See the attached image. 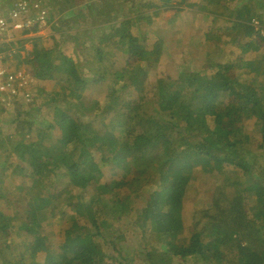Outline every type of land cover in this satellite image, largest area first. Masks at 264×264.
<instances>
[{
	"label": "trees",
	"instance_id": "1",
	"mask_svg": "<svg viewBox=\"0 0 264 264\" xmlns=\"http://www.w3.org/2000/svg\"><path fill=\"white\" fill-rule=\"evenodd\" d=\"M46 1H28L38 3L46 11V28L55 20L57 25H64L76 15L74 21L83 23L82 27L76 25L81 30L90 18L94 20L89 23L91 26L100 21L129 18L137 10L141 15H149L147 23L153 24V16L171 13L181 17L180 6L187 4V0H119L111 10L113 13L95 17L87 4L64 13L61 6L53 9L62 0ZM199 2L203 8H218L226 13L222 18L201 15L215 26L223 27L231 20L248 16L243 23L235 24L234 40L225 39L228 31L223 28L222 34L209 35L214 48L181 62H190L188 67L192 69L188 70L191 80L185 82L178 81L184 71L173 70L174 76L166 72L170 62L175 64L178 60L174 49L171 52L168 48L171 36L167 38L159 32V41L153 44L129 32L125 23L121 27L113 24L117 32L108 35L98 33L95 27L85 30L90 35L80 30L68 32L66 37L78 39L83 35L87 39L84 45L74 41L75 49L81 51L83 66L75 64V49L51 48L57 41L51 47L40 42L36 44L37 52L20 59L19 52L29 41L23 38L31 31L16 33L20 39L11 45L16 48L13 54L17 63L9 60L11 69L23 67L32 75L34 90L46 79L55 80L62 90L66 89L61 84L73 81V89L69 90L78 96L81 108L70 111L54 107L60 132L57 136L50 125L23 128L24 134L44 132L45 143L40 138L27 148L24 143L31 141L18 140V131L12 133L16 146H24L22 159L27 163L24 177H18L14 184L18 199L29 210L31 200L41 199L44 189L52 201L41 221L36 219V211L23 213L25 218L18 227V254H11L13 264H163L175 260L183 263L189 257L199 259L197 264H264V0ZM146 4L148 7H144ZM239 4L242 5L238 8ZM175 5L179 7L173 8ZM73 6L68 4L67 8ZM252 10L257 12L251 13ZM182 19L176 18L177 27L186 17ZM257 23L260 29L253 27ZM122 29L125 32L121 33ZM250 40L257 41V45L253 46V41L245 45ZM224 45L227 46L219 51ZM198 58L209 64L205 76L197 69ZM88 74L91 78L84 79ZM219 82L225 86L216 84ZM153 90L158 98L154 112L138 109L139 112L127 100L116 101L118 92L140 94L143 99L144 94ZM222 100L227 104L223 109L219 106ZM57 101L56 97L45 95L38 106L35 98L28 103L19 99L13 103L15 119L22 122L20 116L27 117L30 109L38 111L49 104H59ZM179 109L187 131L158 116V111L176 116L173 112ZM148 112H153L152 117ZM110 133L118 135L117 139ZM97 144L100 154H93L91 150ZM126 162L131 170L134 165L139 169L140 173L133 172L139 177H129L124 171L122 179L114 181L113 175L120 172L119 165ZM160 162L162 185L149 194V184L142 182L149 180L150 169ZM255 168L258 175L253 173ZM225 172H229V177ZM181 173L182 181L173 183L175 174ZM55 182V186L50 185ZM126 186H140L141 190L123 199H117V194L111 197L113 189ZM5 191L9 193V184L0 189L1 198ZM146 193L149 201L143 208H133L132 197L140 199ZM198 197L201 204L195 206ZM132 214L137 215V220L129 225L146 224L153 234L166 236L169 250L145 251L150 249L148 245L142 251L134 246L131 253L118 249L116 243L122 235L117 223L126 216L132 218ZM54 221L57 228L51 225ZM41 224L48 226L39 231ZM89 224L94 232L89 230ZM100 235L101 240L97 239ZM144 236L141 234L138 239L143 241ZM25 242L30 244L29 250L24 247Z\"/></svg>",
	"mask_w": 264,
	"mask_h": 264
},
{
	"label": "rangeland",
	"instance_id": "2",
	"mask_svg": "<svg viewBox=\"0 0 264 264\" xmlns=\"http://www.w3.org/2000/svg\"><path fill=\"white\" fill-rule=\"evenodd\" d=\"M30 1V0H27ZM51 0H47L46 3L50 2ZM119 0H62L59 4H55V7L53 9H57L58 6H61L62 9H64V13L74 11L76 7H79L81 5H86L91 8V11L95 12V17H98L100 14L102 15H108L113 13L111 11L114 8V4L117 3ZM140 3H143V0H135ZM236 1V0H234ZM258 1V0H257ZM136 2V3H138ZM135 3V4H136ZM153 3H157V1L154 0ZM186 5L180 6L182 7L183 13L182 16L179 17L177 14L173 15L171 13H167L165 16L157 17L153 16V24H148L147 16L144 13L143 15L138 13V10L132 13V16L126 19H114L112 21H105L103 23L97 22L94 25L90 26V22L94 20L90 18L88 20L87 26L85 29L81 30V28H76V25L79 23H76L74 20L76 18V15L73 17H69V20L66 21L64 25H57L55 22H58V20H55V22H52L51 25L48 26V28L42 29L40 33L37 32H31L28 36L24 37V39H29V41L23 45L22 50H20V59L23 57H26L29 53L37 52V45L41 42L42 45L46 44L49 47L50 45H53L54 42H58V44L52 46L51 48L56 49L58 51L62 50H71L73 51L76 48V44L74 41L80 42L82 45L85 44L84 36L81 35L78 39L71 37H66L65 34L68 32H89L85 31L87 29H92L90 27H95L98 30V33H102L104 35L112 34L113 31L117 30L114 28L113 24L119 25L121 27L122 23H125L127 27H129V32H134L138 37L144 38L147 44H153L157 41H159V36L156 35V32H159L162 34H165L167 38H170L171 36V42L168 44L169 47L172 50L174 49V53H176V58L178 60V63L180 66H178V63L170 64L167 66V73H169V76H174L172 71L178 70L180 72L184 71L183 75L179 77L180 82H185L187 80H191L190 75L188 74V70L192 71V69L189 66L190 62H187V65H182V61H189V59L192 57H198V54L204 53L205 50H209V47L214 48L211 44V41L209 40V35L212 34H222L223 28L224 30H227V35L225 37L226 40H229V38H232L233 40L236 38V35L234 34V26L236 23L241 22L243 23L244 20L247 18L248 14H245L242 19L238 20H231L227 24H223L222 26H215L213 23L209 21L207 17L201 16V15H210L214 17H224L226 16V13L223 12L221 9L218 10V8H203L201 7V3L199 0H187ZM68 4H73L74 6L72 8H67ZM134 4V5H135ZM242 4L238 5V8ZM136 6V5H135ZM147 4L144 6L146 7ZM148 7V6H147ZM173 7V6H171ZM179 7L178 5H175L173 8ZM144 9V8H141ZM257 12L256 10H252L251 13ZM74 14H80L83 15L82 12L77 13L74 12ZM62 15V14H61ZM59 15V16H61ZM170 16V17H169ZM165 17L168 21L165 20ZM178 17V20H184L182 17H186L185 21H180L179 24L181 27H177L176 23L178 20L176 18ZM115 18H117V15H115ZM163 18V19H161ZM235 18V16L233 17ZM137 24V26H135ZM80 27H82L83 23L79 24ZM260 23L253 25L255 29L259 28ZM47 26V25H46ZM185 29L187 31H185ZM191 29V30H190ZM125 32V29H122L121 33ZM261 32V31H260ZM261 34L264 36V28L262 29ZM18 35V34H16ZM90 35V32H89ZM204 35V37H202ZM74 37V36H72ZM115 41V39H114ZM253 40H250L246 42L245 45H249ZM253 46L257 45V41H253ZM227 45H224L223 47H220L219 51H222L224 47ZM16 48L13 47V53ZM81 51L77 48L74 51L73 59L75 60L76 66H83L82 60H81ZM104 57L106 55L104 54ZM58 57H54V60H56ZM185 61V62H186ZM191 61V60H190ZM10 62L17 63V61L14 58V54H12V57L10 58ZM196 65L198 66L197 69L199 74L202 76H205L204 70L209 68V64L207 60H201L198 58V61L196 62ZM166 69V68H165ZM153 70V68H152ZM80 75H82L81 71L78 72ZM261 76V75H260ZM193 77V76H192ZM84 79H90L91 75H86V77H83ZM126 82V80H125ZM124 82V83H125ZM145 84L148 86L150 83L145 82ZM221 84V86H225L224 83H216ZM65 85L66 90H62L57 84L55 80L46 79L45 81H42L40 85L38 86V100L36 101V104H42L43 103V97L45 95H48L49 97H56L58 100L57 102L59 104H49L48 107L44 106L40 110L37 111L36 108H32L28 111V116H20V120H23L22 122L15 119V108L16 106L13 105L8 108H3L0 111V189L2 187H8L9 184V193L8 191L4 192L1 198L0 194V264H13L14 260L11 254H18V227L21 224V220L25 218L23 213H26L28 211H36L37 216L36 219L41 221L42 215L45 212L46 206L49 205V207L52 206L51 199L48 195V193H45L44 189L42 190V197L39 200H31V205L29 206V210H26L25 207H23V201L18 199L17 194L14 192L15 186L14 184L17 182L16 179L18 177L23 178L24 174L27 172V163L23 161L22 155L25 152V148L21 143H18L16 146L15 137L12 135V133L15 131H18L20 134L18 136V140H30V143L25 142L24 145L27 148H30L32 144H34V141H38V139H42V143L46 142V138H43V136H46L44 132L38 133L37 131L33 132L32 134H24L22 133L23 128H28L29 126H33L34 128L40 127L43 128L45 126H52L53 134L54 136H57L59 132V126L56 124L54 114V107L55 108H67L70 111H76L77 108H81L80 102L78 101V96L73 93V81H69L67 84H61ZM103 84V89H104ZM209 85H215V84H209ZM149 89V88H148ZM154 89V88H153ZM104 92V91H103ZM127 93L126 91L118 92L116 101L117 103L128 101L131 108H137L141 110L149 109L151 111H155L158 109L156 105V100L158 99L155 95V90H153L152 93H146L144 94V98L141 99L140 94H134V93ZM228 93V92H227ZM134 94V95H133ZM80 98L81 95L79 94ZM229 99L231 100L232 97L229 96ZM152 100V101H148ZM86 102V101H85ZM225 101L222 100L219 103V106L223 109L227 106V104L224 103ZM41 106V105H40ZM179 110H175L173 113L176 114V116H170L166 112L158 111V116L164 120H170L173 123L177 124L178 126H181L182 129L187 131L188 129L185 128V123L183 121L182 114L178 113ZM186 111L185 109H183ZM139 111V110H138ZM140 112V111H139ZM153 112H148V116L152 117ZM135 121H133L134 123ZM21 123H24V126H22ZM136 126V125H135ZM26 131V130H25ZM106 132H108L106 130ZM114 138L117 139L116 136L110 133ZM88 136H91L88 134ZM183 139V137H181ZM239 141L236 142V147L239 148ZM97 147H99V144H97L91 151H93V154H100L97 151ZM54 161L57 162L56 154L53 153ZM20 166V167H19ZM119 174H114V181L121 180L122 179V172H126L129 177H136L138 178L139 175H134L133 172H139V169H135L136 166L134 165L132 167V170L130 168V165L128 162L121 163L119 165ZM162 163H158L155 166H152L150 169L151 172L147 174V177L149 178L148 181L142 182L149 184L147 187V192L150 194L154 190H160L161 183V168ZM256 168L253 170V173L255 175H258L257 171H255ZM181 171V170H180ZM228 171V170H227ZM60 173V171H59ZM181 174H175V176L172 178L173 183H177L181 180ZM206 176V175H203ZM225 176L229 177V172H225ZM264 181V178H262ZM31 180V179H30ZM99 181L102 182L101 178H99ZM99 182V183H100ZM52 186L56 185L55 183L50 184ZM172 185V184H170ZM140 187V186H139ZM139 187L135 188L134 186H126L125 188L121 189H113L111 194L113 197L117 194V199H123L126 195H134L137 193V191L141 190ZM195 190V189H191ZM192 193V191H190ZM142 193L144 195V190H142ZM94 195L96 196V192H94ZM136 196V195H135ZM133 196V203L132 207L138 210H141L143 208V205L149 201V195H146L144 197H140V199H136V197ZM193 198V196H190ZM7 198V200H3ZM144 198V199H143ZM196 205L199 206L201 204V199L198 197L195 199ZM50 209V208H49ZM137 220V215L132 214V218L129 216H126V218H123V220H119L117 225L119 226L120 234L122 235L121 241H118L116 243V247L120 250H127L129 253L133 252L135 249L134 246H137L140 251L148 245L150 249H145V251H154V252H163L169 250L168 245V238L166 236H162L161 234H153L151 231V227H149L146 224H134V226L129 225L130 222H133ZM113 224V221H111ZM54 228H57L56 222L54 221L52 224ZM48 225L41 224L38 227V230L41 231L44 230L45 227ZM89 230L94 232L93 225L89 224ZM55 233V229L53 230V233L51 236ZM46 234V233H44ZM141 234H145L143 241L139 240ZM43 236V235H42ZM103 235L98 237L97 239H102ZM104 240H108V237L104 236ZM11 245L12 248L8 249L7 246ZM24 247L29 250L30 244L28 242L24 243ZM12 251V252H11ZM15 252V253H13ZM50 252H52V249L50 248ZM171 256V255H168ZM56 259V258H55ZM16 260L18 261V257L16 255ZM57 260V259H56ZM175 260V259H173ZM199 259L196 258H187L184 259L183 263L181 261L175 260L172 263L165 262L163 264H197ZM226 264V263H225Z\"/></svg>",
	"mask_w": 264,
	"mask_h": 264
},
{
	"label": "built area",
	"instance_id": "3",
	"mask_svg": "<svg viewBox=\"0 0 264 264\" xmlns=\"http://www.w3.org/2000/svg\"><path fill=\"white\" fill-rule=\"evenodd\" d=\"M46 11L38 3L24 0H0V110L21 99L31 100L32 76L9 65V44L18 41L16 33L46 28ZM20 39V38H19Z\"/></svg>",
	"mask_w": 264,
	"mask_h": 264
},
{
	"label": "clouds",
	"instance_id": "4",
	"mask_svg": "<svg viewBox=\"0 0 264 264\" xmlns=\"http://www.w3.org/2000/svg\"><path fill=\"white\" fill-rule=\"evenodd\" d=\"M31 32H37V33H40L42 30H30ZM29 35V34H28ZM27 35V36H28ZM26 37V36H25ZM24 39V38H23ZM19 40V39H18ZM11 44H13V43H11ZM11 44H9V47L11 48V52H12V54H13V46L11 45ZM12 57V56H11ZM10 57V58H11ZM10 60V59H9ZM13 70H14V68H12ZM20 70H25L23 67L20 69ZM26 71V70H25ZM32 76V75H31ZM32 80H33V76H32ZM31 86H32V84H31ZM30 89H31V87H30ZM31 100H33L34 98H35V103H36V101L38 100V90H34V89H31ZM30 100V101H31ZM29 101V102H30ZM26 103H28V102H26ZM14 105V104H13ZM12 105V106H13ZM1 111V110H0Z\"/></svg>",
	"mask_w": 264,
	"mask_h": 264
},
{
	"label": "crops",
	"instance_id": "5",
	"mask_svg": "<svg viewBox=\"0 0 264 264\" xmlns=\"http://www.w3.org/2000/svg\"><path fill=\"white\" fill-rule=\"evenodd\" d=\"M51 1H54V0H51ZM59 4V3H58Z\"/></svg>",
	"mask_w": 264,
	"mask_h": 264
}]
</instances>
